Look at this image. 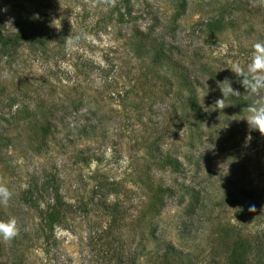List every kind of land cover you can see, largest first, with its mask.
I'll return each instance as SVG.
<instances>
[{
    "label": "rangeland",
    "instance_id": "374dc122",
    "mask_svg": "<svg viewBox=\"0 0 264 264\" xmlns=\"http://www.w3.org/2000/svg\"><path fill=\"white\" fill-rule=\"evenodd\" d=\"M124 1L0 0L2 35L13 36L16 18H25L27 31L49 36L46 47L22 43L0 51V183L12 192L0 220L15 217L19 228L11 241L0 237V264H229L222 252L244 243L251 247L247 263L258 264L264 136L243 119L257 97L230 94L224 109L215 101L225 78L236 86L232 65L246 69L252 45L264 41V4ZM216 17L223 27L211 34L204 24ZM134 30L162 41L173 61L160 68L136 54ZM69 35L80 36L71 49ZM170 67L194 83L205 112L196 133L181 125L182 101L189 111L190 96L181 85L177 95ZM44 111L52 125L46 137L38 128L46 121L36 117ZM164 152L186 171L164 165ZM46 178H54L68 209L44 238L38 209L48 195L34 185ZM146 178L174 190L159 214L150 210ZM102 180L117 190L100 200ZM191 186L206 200L187 210L182 187ZM169 244L176 253L164 254Z\"/></svg>",
    "mask_w": 264,
    "mask_h": 264
},
{
    "label": "trees",
    "instance_id": "16d2710c",
    "mask_svg": "<svg viewBox=\"0 0 264 264\" xmlns=\"http://www.w3.org/2000/svg\"><path fill=\"white\" fill-rule=\"evenodd\" d=\"M178 3L179 6L181 7H184L185 5L184 0H178ZM123 4L124 6H126L128 4V1L125 0ZM15 12L17 15V10ZM18 13L19 15L21 14L20 12ZM21 20L24 21L25 18H22ZM21 20H18L16 18V22H15L16 30L15 33L12 34L13 36L8 37L0 33L1 52H3L4 49L7 52V49L9 47L15 49L19 47L22 43H30L34 45H40L41 47H46L47 38L49 37L47 33L43 32L42 34H36L35 31H27L26 27H24L23 23H21ZM204 25L211 34H213L214 30L216 31L217 29L219 30L221 29V27H223L222 19L219 17L207 20ZM134 32L137 37V43H138V45H136L135 47L136 54H140L141 56H144L145 54L149 60L148 61L149 63L154 65H159L160 68L162 67V64H165V62L173 61V59L169 55L170 49L168 48V46L165 47V44L162 41L153 39V37H151V34L148 32H143L141 30H134ZM175 69L177 68H173L171 70L170 76L176 75L177 77L179 86L176 93L177 95L181 94L182 93L181 86H184V88L189 92L187 96H190V104H191L189 111H187L186 109H184L186 102L182 101L181 125H185L186 129H188L193 133H196L200 127V123L202 122V120L205 119V112L203 111L202 106L196 96L195 86L192 87L194 83L190 81V79L186 77V75L181 70L176 71ZM164 78H166V80L168 81V85L172 84L171 77L168 76V78L167 77ZM232 81L233 84H236L234 88L239 93L232 94L231 98L232 100H239L244 95V92L246 93V90L241 86V84L239 83V79L237 78L236 75L233 77ZM49 116L51 117V115L47 114L46 111L42 112L40 116H36L37 118L40 117L43 120V122L46 121L45 124L40 123L38 125L39 131L45 137L46 135L49 134L52 126L48 121V118L50 119ZM159 156L161 157L160 160L163 162V164L167 165L172 171L174 172L176 171L179 172L183 170L186 171L185 167L187 165L179 161L177 157H175L173 154L164 152ZM187 158L186 160H188L189 162L190 159ZM145 181L149 182L147 186L151 191V196H152V199L149 204L150 210L154 214H159L161 207L164 205V196H171L174 190L171 186H161V185L152 186L151 180L149 178H146ZM114 186L115 184L111 182H106L103 180L102 182H99L98 183L99 190L97 192H99L100 200H102L104 196L116 192L117 189H115ZM34 189L38 193L45 192V194L48 195L45 208L38 209V215H39L38 230L41 233V235L44 236V238H46L49 235V233L53 231L54 227L60 224V222H62V220L65 218L68 205L66 204V202L63 201L60 188L56 185L54 178H46L39 185L35 184ZM182 190L186 191V194H188V198L190 199L187 201L186 204L187 210L193 209L195 206L198 207L202 205V203L206 200L201 194H199L200 192L198 193V190L194 189L193 186L185 187V188L182 187ZM28 198L29 199H27V202L30 204H33L36 200V196L32 194H30ZM246 203L249 205L247 199L244 200L243 204ZM261 244L263 245L264 241L261 242ZM240 246L232 245L231 247H229V249H226L222 252V254L226 253L227 258H229V260H227L229 264H248L247 262L249 261V258L246 256H248L247 253L251 249L250 244L244 243L242 245L243 247ZM257 249L258 250L256 254L258 255L257 256L258 258L256 259V262H258V264H264V253H262L263 250H261L260 248ZM168 250H171L176 253V248L171 244L165 246L164 254L168 253Z\"/></svg>",
    "mask_w": 264,
    "mask_h": 264
},
{
    "label": "clouds",
    "instance_id": "9594fccd",
    "mask_svg": "<svg viewBox=\"0 0 264 264\" xmlns=\"http://www.w3.org/2000/svg\"><path fill=\"white\" fill-rule=\"evenodd\" d=\"M108 2L114 5L115 0H108ZM261 4H264V0H261ZM79 39L80 36H67L64 39L66 48L71 49L79 42ZM252 48L250 62L246 69L239 63H234L230 69L239 79L241 86L257 97L254 103L246 108L248 114L243 119L247 122L249 129L258 131L261 136H264V41L254 43ZM221 83L226 87H219L222 98H217L215 101L217 109L225 108L224 98L226 96L239 93L232 87L230 79L225 78ZM11 198L12 192L5 184L0 183V205L7 207ZM248 211L255 212V205H250ZM17 235H19V228L15 217H10L7 221L0 220V237L5 242L11 241Z\"/></svg>",
    "mask_w": 264,
    "mask_h": 264
}]
</instances>
